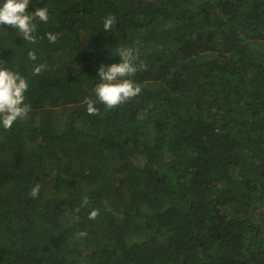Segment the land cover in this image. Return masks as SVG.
Listing matches in <instances>:
<instances>
[{"label":"trees","instance_id":"16d2710c","mask_svg":"<svg viewBox=\"0 0 264 264\" xmlns=\"http://www.w3.org/2000/svg\"><path fill=\"white\" fill-rule=\"evenodd\" d=\"M40 6L35 44L0 25V67L30 105L0 129V264H264V0ZM121 46L141 92L88 114Z\"/></svg>","mask_w":264,"mask_h":264},{"label":"clouds","instance_id":"9594fccd","mask_svg":"<svg viewBox=\"0 0 264 264\" xmlns=\"http://www.w3.org/2000/svg\"><path fill=\"white\" fill-rule=\"evenodd\" d=\"M32 0H0V25L11 26L24 41L35 44L38 40L37 21L48 23L50 9L48 6L35 7L29 11L28 6ZM101 27L112 30L116 17L108 14L101 18ZM59 33L45 32L49 44L57 41ZM118 61L99 62L96 67L95 83L92 88L93 96L85 98V108L88 114H95L97 103L112 109L126 102L141 92V86L136 83L133 76L140 69L136 51L131 47L121 46L112 52ZM27 57L31 61L37 59L36 52L29 50ZM43 63L34 64L32 72L40 73L44 69ZM29 88L27 78L12 67H0V129H9L16 121L27 118L30 105L26 102V93ZM40 184L31 187L30 196L39 195ZM86 203V201H85ZM97 215L96 210L89 213L90 218Z\"/></svg>","mask_w":264,"mask_h":264},{"label":"rangeland","instance_id":"374dc122","mask_svg":"<svg viewBox=\"0 0 264 264\" xmlns=\"http://www.w3.org/2000/svg\"><path fill=\"white\" fill-rule=\"evenodd\" d=\"M233 212H236V209H234V210H232ZM77 264H93V263H86V262H79V263H77Z\"/></svg>","mask_w":264,"mask_h":264}]
</instances>
